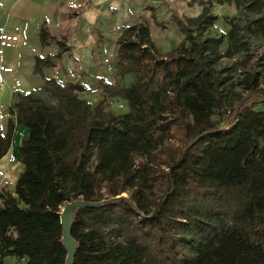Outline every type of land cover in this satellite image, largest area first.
<instances>
[{"label": "trees", "instance_id": "trees-1", "mask_svg": "<svg viewBox=\"0 0 264 264\" xmlns=\"http://www.w3.org/2000/svg\"><path fill=\"white\" fill-rule=\"evenodd\" d=\"M233 3L251 17L208 33L217 21L214 4ZM202 12L187 18L175 10L171 22L183 36L161 53L149 22L125 29L116 40L117 76L128 86L98 80L103 99H122L129 111L115 114L103 103L81 99L78 83L47 79L44 68L68 52L65 38L43 25L41 45L55 43L54 56L36 57L34 74L44 82L46 103L35 94L15 96L8 130L0 136V159L16 128L28 130L18 148L23 166L14 191L0 192V264L5 257L25 264H65L59 212L68 202H100L126 194L128 201L78 211L71 236L74 264H264V53L259 72L246 70L231 94L216 70L222 59L243 53L249 38L264 41V0H191ZM151 23L161 30L155 9ZM227 47L221 51L222 44ZM230 113L219 126L213 117ZM158 186L152 199L148 192Z\"/></svg>", "mask_w": 264, "mask_h": 264}, {"label": "crops", "instance_id": "crops-1", "mask_svg": "<svg viewBox=\"0 0 264 264\" xmlns=\"http://www.w3.org/2000/svg\"><path fill=\"white\" fill-rule=\"evenodd\" d=\"M190 1L0 0V136L7 133L9 120L15 122V117L9 114L15 96L43 93L44 82L34 74L35 59L56 55L58 47L55 43L44 47L41 45V26L45 25L52 36L65 38L69 49L62 54L60 60H53V68L43 69L44 76L55 79L62 85L78 83L87 90L85 93L95 92V96L102 100L103 95L98 88L99 79L109 84L123 81V86H128L133 81L130 74L125 75L124 79L116 74L115 42L122 32L139 25L145 19L149 22V31L155 46H159L158 50L165 53L171 47L161 46L155 41L154 33L159 28L151 23L148 8L155 9L157 21L163 22L167 30L170 25L176 28L171 22L169 10H175L187 18L200 15L202 7L197 4L188 6ZM223 6L214 4L210 11L213 13ZM217 16L215 24L223 22L225 16ZM223 24L220 33H226L229 29L227 24ZM179 37L182 41L183 36ZM226 47L224 42L221 51ZM126 79L128 83L124 84ZM27 133L26 128L17 127L12 146L0 159V192L4 189L13 192L16 181L23 172L17 150L26 139ZM25 263L24 259L14 257H5L2 260V264Z\"/></svg>", "mask_w": 264, "mask_h": 264}, {"label": "rangeland", "instance_id": "rangeland-1", "mask_svg": "<svg viewBox=\"0 0 264 264\" xmlns=\"http://www.w3.org/2000/svg\"><path fill=\"white\" fill-rule=\"evenodd\" d=\"M211 14L223 15V17L225 16L223 18V22L225 24H227L226 20L235 19L236 22H238L241 26L244 25V23L248 20V18L251 17L250 15L246 14L243 10H236L235 6L232 3L224 4L222 8L216 9V11H214L213 13L211 12ZM223 22L219 21L217 24L214 25L212 29L208 31L207 34L206 33L202 34L200 38H204L207 36H210V37L218 36L220 33V30L224 26ZM172 26L173 25H170V27L167 30L165 29L161 31L160 29H158V31L154 33V39L157 43H159V45L167 46L168 48L171 47L169 50H166V52L171 51L173 49L172 47L174 46L176 47L181 41L179 37L181 35L180 32L176 28H173ZM157 49H160L159 46L157 47ZM249 50H250L249 54L251 58H250V61L245 66H242V64L240 63L241 59L244 57V54L240 53L231 59H222L216 67L217 71H220L225 68L229 70L227 73L223 74L222 76L229 75L231 77V80L227 83V84L232 83V86L229 87V92L231 94H234V93L238 94L242 92V88L238 85V80L240 79L241 74L244 71L249 70V71L259 72L260 70L257 67V64H258V58H260L262 54L264 53V41L257 36L250 37L249 38ZM123 77L124 76H122V79H124ZM120 83L123 84V81H120ZM126 83H128L127 79L124 81V84ZM260 89L264 90V80H262ZM37 96L42 98L46 103L53 104V105L57 104V101L51 98L46 93H42L41 95H37ZM80 97L81 99L86 101L91 107H94L98 103L102 102L106 110H110L115 114H125L129 111L126 101L119 99V98L113 99V101L109 99L106 101H102L98 99L97 96H95V92H91L88 94L82 93L80 94ZM254 108L255 110H261L264 108V105L257 104L254 106ZM230 115L231 114L228 112L224 113L223 111H221L220 114L213 117V120H218L219 126L221 127L224 126V131H226L228 129V126L225 127V123L228 120H230L231 118ZM158 194H159V190H158V186L156 185L152 190L148 192V197L152 199Z\"/></svg>", "mask_w": 264, "mask_h": 264}, {"label": "water", "instance_id": "water-1", "mask_svg": "<svg viewBox=\"0 0 264 264\" xmlns=\"http://www.w3.org/2000/svg\"><path fill=\"white\" fill-rule=\"evenodd\" d=\"M119 200L128 201L125 194H121L114 198L103 200L100 202H86L80 199L66 203L59 212V219L61 225V244L66 252L65 264H74L75 254L78 249L77 242L71 236V229L74 219L79 210L84 208H99Z\"/></svg>", "mask_w": 264, "mask_h": 264}]
</instances>
